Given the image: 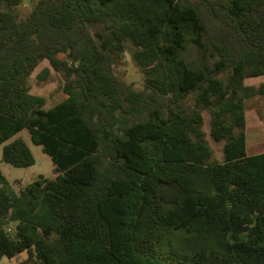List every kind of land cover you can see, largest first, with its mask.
Wrapping results in <instances>:
<instances>
[{
  "label": "trees",
  "instance_id": "1",
  "mask_svg": "<svg viewBox=\"0 0 264 264\" xmlns=\"http://www.w3.org/2000/svg\"><path fill=\"white\" fill-rule=\"evenodd\" d=\"M23 1L0 0V144L28 128L56 175L16 192L0 169V260L264 264L245 115L264 96L245 84L264 74V0H36L21 17ZM128 43L141 88L115 72ZM44 61L65 79L51 107L30 80ZM2 159L35 161L21 137Z\"/></svg>",
  "mask_w": 264,
  "mask_h": 264
},
{
  "label": "rangeland",
  "instance_id": "2",
  "mask_svg": "<svg viewBox=\"0 0 264 264\" xmlns=\"http://www.w3.org/2000/svg\"><path fill=\"white\" fill-rule=\"evenodd\" d=\"M36 0H24L18 7L21 17H24L32 8ZM135 47L128 43L127 50L123 56L122 64L115 67V72L119 77L127 81L134 82L136 88L142 87L143 74L133 59ZM49 67L51 74L47 82L41 86L36 85L37 74L43 68ZM31 82L34 84L32 92L43 95L47 98V107H51L58 101L62 100L66 94L63 91L65 82L64 76L56 72L48 61L42 62L35 72L31 75ZM264 83V74L245 79L247 85H259ZM194 102L193 95H190L186 100L187 105L192 106ZM246 140L247 150L249 153H258L264 151V96H256L246 100ZM205 129L208 131V115H205ZM17 137L25 140L27 146L34 156V163L28 166H15L5 162L2 159L3 147ZM208 140L214 149V158L221 160L223 156L222 143L214 141L208 136ZM0 169L4 174L9 187L16 192L35 181L40 177L52 178L56 173L51 156L43 150L41 144L35 143L30 136L28 128L22 129L19 133L7 139L0 144ZM26 257L25 252L18 253L14 257H2L0 264H19Z\"/></svg>",
  "mask_w": 264,
  "mask_h": 264
}]
</instances>
